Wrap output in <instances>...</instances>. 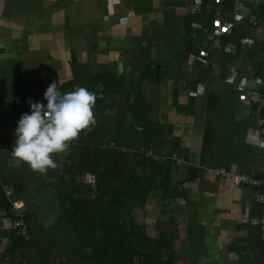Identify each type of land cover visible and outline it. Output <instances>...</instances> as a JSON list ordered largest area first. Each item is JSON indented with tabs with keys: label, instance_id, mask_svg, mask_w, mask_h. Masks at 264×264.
Returning a JSON list of instances; mask_svg holds the SVG:
<instances>
[{
	"label": "crops",
	"instance_id": "crops-1",
	"mask_svg": "<svg viewBox=\"0 0 264 264\" xmlns=\"http://www.w3.org/2000/svg\"><path fill=\"white\" fill-rule=\"evenodd\" d=\"M235 1L216 31L228 36L237 27L244 35L226 44L236 58L222 67L219 55L207 57L206 42L192 53L198 44L184 21L198 5L187 0H0V262L16 228L13 204L22 203L23 213H54L70 152L54 153L57 167L44 172L12 154L29 100L46 104L48 85L56 81L59 90L76 68L131 81L133 61L146 62L140 54L147 50L153 64L144 67L141 88L164 139L180 149L172 187L183 195L167 210L178 223L179 264H254L257 188L216 173L257 179L264 169V0ZM146 208L136 217L152 228Z\"/></svg>",
	"mask_w": 264,
	"mask_h": 264
},
{
	"label": "trees",
	"instance_id": "trees-1",
	"mask_svg": "<svg viewBox=\"0 0 264 264\" xmlns=\"http://www.w3.org/2000/svg\"><path fill=\"white\" fill-rule=\"evenodd\" d=\"M187 1L198 5V11L184 21L198 44L192 53L199 55L206 42L207 57L219 55V66L236 58L225 47L236 44L237 36L244 33L234 27L228 36L215 34L216 13L229 21L236 1ZM142 55L147 61H133L131 81L76 68L72 80L61 86L62 92L80 85L95 93V123L69 144L70 152L56 180L57 210L52 214L24 212L26 233L16 226L7 257L0 263L179 264L175 249L178 223L167 208L170 200L183 195L181 189L172 187L173 157L180 149L177 140L164 139V129L152 117V106L141 87L143 69L153 62L147 50ZM194 175L190 169L187 180ZM151 199L162 202L153 231L136 217ZM255 229L254 244L249 241L254 248L253 263L264 264L259 222Z\"/></svg>",
	"mask_w": 264,
	"mask_h": 264
},
{
	"label": "clouds",
	"instance_id": "clouds-1",
	"mask_svg": "<svg viewBox=\"0 0 264 264\" xmlns=\"http://www.w3.org/2000/svg\"><path fill=\"white\" fill-rule=\"evenodd\" d=\"M47 103L29 100L30 111L21 115L15 129L12 154L41 172L56 168L54 153L65 151L80 131L95 123V93L85 86L62 92L57 82L44 92Z\"/></svg>",
	"mask_w": 264,
	"mask_h": 264
},
{
	"label": "built area",
	"instance_id": "built-area-1",
	"mask_svg": "<svg viewBox=\"0 0 264 264\" xmlns=\"http://www.w3.org/2000/svg\"><path fill=\"white\" fill-rule=\"evenodd\" d=\"M218 19L216 20V25H221V23H226L227 21L220 18V14L217 15ZM216 35H220V32L216 31ZM260 84H263V81H259ZM249 96L244 94L245 100L249 101ZM218 175H222L227 178L233 179V181L236 184H244V185H253L257 188L256 192V201L262 206V215L259 220L260 223V234H261V240L263 243V248H264V169H263V174L259 178H252L248 175L244 174H235L229 171H226L224 169H219L216 171ZM14 210L16 212V217H20L19 220L16 222V226H20L22 228V233H26V228L23 220V212L21 211V208L23 207L22 203H14ZM3 264V263H0Z\"/></svg>",
	"mask_w": 264,
	"mask_h": 264
},
{
	"label": "rangeland",
	"instance_id": "rangeland-1",
	"mask_svg": "<svg viewBox=\"0 0 264 264\" xmlns=\"http://www.w3.org/2000/svg\"><path fill=\"white\" fill-rule=\"evenodd\" d=\"M156 201H157L156 199H151L148 201V203L146 205L147 208L145 207L146 208L145 209V211H146L145 216H146V218L150 217L151 223L157 224V222L160 220L159 211L161 210V208L156 203ZM156 214H157V216H155ZM137 218H139V216H137ZM147 221H148V219H147ZM152 231H153V227H152Z\"/></svg>",
	"mask_w": 264,
	"mask_h": 264
}]
</instances>
